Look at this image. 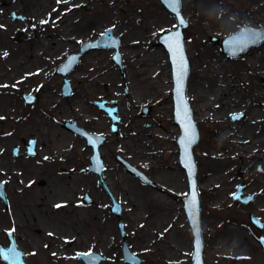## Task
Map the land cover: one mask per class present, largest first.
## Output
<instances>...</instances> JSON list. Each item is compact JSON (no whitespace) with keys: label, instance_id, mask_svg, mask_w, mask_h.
Masks as SVG:
<instances>
[{"label":"rangeland","instance_id":"obj_1","mask_svg":"<svg viewBox=\"0 0 264 264\" xmlns=\"http://www.w3.org/2000/svg\"><path fill=\"white\" fill-rule=\"evenodd\" d=\"M63 1V3H65L64 5H62V0H45V3L40 6V12L33 14L35 16L39 14V22L41 24L39 26L41 27V30H38L37 34H28L26 37V40H28H25V43L24 39L21 41H14L7 35H0V39L5 38L3 43L6 42L11 44L9 45L10 47H5L4 50L0 47V86L5 84L9 85V88L3 89L6 92H0V118L2 119L0 122V136L8 131H10L14 136H18V133L21 130L24 131V129L28 130L38 126L41 127L42 125H46V123L49 125L55 123V126L58 128L61 124L65 122H73L74 120L79 126L87 128L90 132L95 134L98 132L99 135L104 136L106 138L105 145L107 146H105V150L103 149L102 160L104 162V166L107 168L106 173L107 175L113 174L116 176V179L120 178L121 180H124L126 183L125 188H127L128 192L132 194L133 191L134 202L132 201L131 206L127 208L125 206V209L123 208L120 216H116L112 213L111 207L113 205L112 198L114 195L112 196L110 194V185H108V183H111L112 181L109 180L107 183L106 177L104 178L103 175L97 176L95 174L85 172L81 174V170L86 171L85 168L83 169L84 164L88 166L86 159L87 150L83 147V145L82 147L79 145L81 140L74 137H72L73 140H71L69 139L70 136L67 140H64L63 143H59V145L57 144V147H60L61 152H65V158H61L60 161L55 162V184L56 186L61 187L64 193H55V199L52 200V202L55 201L58 203L59 200L68 199L69 202L67 207H73L75 203L78 202L87 212L93 210V212L96 211V213H100V216L104 217V231L108 226V220L110 221L116 235L115 241L117 242V249L111 251L115 256L111 258L110 261L118 264H125L123 262L122 252L123 246L126 244L127 247H129L130 252L139 259V264H142L141 260L147 264H158L155 259V254H158V252L152 250L153 247L151 249H146V247L144 248L142 246L140 243V236L144 229L134 228L135 225L132 218L136 219L137 222H140L143 227L146 228L150 224H156L154 216L158 214L162 216V227L168 226L169 224L168 228H170L171 218L177 210L179 212V215L176 218L177 221H184L189 226L183 207V198L188 195V186L186 194L182 197L177 196L173 201L176 205L175 211L171 208L165 207L160 209L157 214L156 212H153L152 214H149V212L148 214L143 213L147 207L143 209L137 204L138 196L139 194H142V190L144 188L152 187V180H150V176L153 177L155 171H150L145 168L146 164L143 163L145 162L144 160L138 164L139 166L131 163L132 159H134L132 147L128 150L126 148L123 149L124 153L131 152L127 155V157L119 155L118 152L115 153L113 148H118L117 145H122V137L124 139L133 137L132 135L139 132L138 128L140 129V132L146 131L145 133L147 134H153L155 129H157V132L162 133L163 127L164 130H166V139L157 138L155 140L156 148L154 151L150 150V153L158 158L159 163L162 164L160 168H163L164 171L170 172L174 169H176L178 173L181 171L184 175L182 180H186L185 174L183 170H181L178 163L179 159L176 139L179 135V131L177 126L174 125L172 110L171 114H169L167 113L168 107L165 108L164 106L165 103L170 102L171 109H173L171 92L172 84L170 87V82L167 78L166 72L167 70L171 72L168 58L166 61L164 60V66L161 68V72L157 71L153 75L156 87L150 88L146 83L143 85L140 80L143 77V71H141V68L136 64L137 59H129L125 57L124 54L120 53L122 56V68H120V66L115 64L112 60V55L114 53L113 50L102 49L88 51L82 55L80 62L77 66H75L73 72L67 75V80L72 89V94L68 98L63 97L61 94L63 81L61 76H59L56 71L69 54L79 53L81 46L85 42L96 40L108 29H113L114 36L120 40L122 47V45L127 42L124 36L127 30L123 28L127 26V23L133 26L129 27V31L132 28L136 30L140 29V31L143 32L144 29H142L141 26L143 25V27H147L145 26V22L150 24V28L148 27V29L150 32L152 31L155 37L148 46L155 50L159 49L161 47L158 46V38L163 33L175 29V17L166 11L160 0H82L83 7L75 9H72L71 6L74 7L78 0ZM247 1L248 0H191V9L193 12L192 18H185L188 25L183 31L186 43V52L191 66L188 86L192 83V80L193 82L197 81L198 75L206 66V63L201 60L202 58L200 54L203 52V49L207 47H210L214 51L217 58L222 59L227 64L229 76L231 73L237 72L239 63L244 59L255 56L259 57L261 61H264V42L258 46L251 47L246 54H241L237 57H228L221 50L220 42L223 39L236 33L239 28L243 26H250L246 25V23L240 24L236 17L238 16L236 14H240L242 12ZM117 7H119V9H115ZM212 7L217 8L221 18L226 21V30L223 33L204 34L198 30V24H200V22L195 20H202L203 16L206 15ZM61 10H63V14L60 13ZM93 18H97V22L99 23H93ZM31 20L32 19L29 18V21ZM135 20H137V22L133 25L132 23H134ZM260 22L261 21H258L259 24L254 25L253 27H264V22ZM161 28H165V30L163 31ZM90 30L92 32L91 34L89 33ZM96 30L102 31L97 33L95 32ZM85 34L88 35L86 37L87 39H82ZM139 36L140 32L133 34V36H129L128 40L131 45L134 44L135 40ZM41 37L47 41L44 48H42V45L37 41V39ZM213 38H217L219 40L218 44H212L211 40ZM68 40L71 41L70 45L66 42ZM59 41L62 42L61 45H63L64 48L61 47L55 49L52 43L56 44ZM75 44H77V46H74ZM137 46H140V44H134L132 47L136 49ZM65 48L68 50H66L67 53L64 51ZM161 49L163 50V48ZM94 52H101L104 54L101 56L91 55L89 58L83 59L84 56L91 53L94 54ZM260 53L261 56L259 55ZM19 60L22 62L14 64V62ZM6 62L9 64L11 63L9 67L6 65ZM243 63H246V61H243ZM36 69L39 71L41 70V73L35 75L34 70ZM32 73L33 75H31ZM110 73H112V75H110L111 77H109ZM29 76H31L29 79L30 81H25V79L29 78ZM95 79L101 81L95 82ZM18 82L27 87L23 89L26 91L29 88L42 86V89L38 92L39 99L37 104L26 106L23 103V101L16 94L17 91H13L11 88L16 86ZM207 82L212 87L216 84L214 79L207 80ZM207 82L203 81L202 85L208 86V84H206ZM216 85H218V83ZM112 89H114L116 93H120L118 94L120 95L119 101L115 100L112 95L105 94V96H102V93ZM33 91H36V89ZM132 97H135L136 100ZM127 100L132 101L135 105L127 106ZM100 101H106L107 106L110 108L118 109L121 103L128 108H131L129 113L126 110V107L124 108L127 112L126 115L119 112L118 116L117 110L116 116L119 119V124L116 133H112L110 131L111 121L107 114L95 105V103ZM219 106L220 105L215 104L214 107L218 109ZM144 108H148V115H143L142 110ZM163 110H166V113H164ZM234 116H238V118L233 119ZM262 117V128H264V110L262 111ZM227 118L230 124L239 123L245 120L246 114L243 112H234L229 114ZM89 119H93L94 121L92 122ZM97 120H99V122L102 121V124L105 125L102 132L97 130ZM196 123L200 132V141L193 151L198 168L197 184L199 181H202V179L214 173L220 175L225 173L228 179L227 182L230 183V185L235 182L237 183L236 186H232L224 190L222 189L220 181L216 180L220 186H217L209 192L203 191L198 186L201 201V221L203 219L205 221L208 219L212 220L213 227H210V230L213 231L212 237L219 243L223 242L224 244H227L228 242H231L234 249H238L240 247L238 245L240 242L239 233L233 232L229 235L225 232V226H230L233 229H242L246 233L250 244H252L251 248L247 249L246 254H244L248 257L245 260L231 259L230 255L234 253V250L232 249L228 251L226 257L215 259L209 252V237L203 232V262L204 264H264V247L260 243V238L264 237V211H261L256 215L252 205L254 196L256 195L261 197L260 203L264 204V188L261 189L258 187L253 194H251V192L246 193V189L250 187V184L258 182L259 180L264 182V154L253 160L242 159L240 157L230 155L231 148L229 146L227 147L223 140H220L218 132L216 131V126L206 121ZM147 125H149V127H146ZM40 127L39 129L43 131ZM150 131H153V133ZM32 133L33 131L30 133L28 132L27 137H32ZM22 136L26 137V135ZM134 138L136 137H133V139ZM212 141L217 142V146L215 147L220 152L219 157L216 159H219L218 162H215V157H217L215 150L212 149V146H209ZM164 144L168 145L164 146ZM172 147L174 152L170 153L169 149H172ZM206 154L210 155L212 158L207 159L205 157ZM1 155L2 154H0V157ZM42 155L46 156V153H42ZM173 157L175 159L171 162ZM117 158H120L123 162L135 168L145 177V180L139 176L126 172L124 164L119 162ZM225 162L227 163L224 164ZM3 165H5V163L0 160V166ZM78 170L82 178L76 180L72 179V176L79 174ZM158 174L159 173L156 175ZM0 178H2V175ZM29 179L30 178L15 179V183L26 191L28 189H25L24 186L26 183L30 182ZM46 180L47 179H45V182ZM32 181H34V186L37 189H41L46 186L45 184L44 187H39L37 180ZM19 182L21 184H19ZM89 183H91L93 187L90 190L87 188V184ZM181 185L184 186V183ZM238 186L242 187V194L240 195V200H234L233 196L236 194ZM84 188L87 191H84L81 194ZM217 192H219L218 194L221 196H223L224 192L226 193V197L223 202L221 196L218 197ZM99 193L101 194L100 197H98ZM14 194H16V191ZM86 195L89 196V203H85L84 201V197ZM33 196L38 198V201L36 202L42 203L38 205L49 206V202H47L44 198L47 196L46 194H44L43 199L40 193L39 195L35 193H33V195L28 194L27 197L31 198ZM246 198H251V200L248 203L241 201ZM218 199L221 202H216ZM43 200L45 201L43 202ZM215 202L217 203L216 207H211L215 204ZM117 204H120V202H117ZM32 206L33 205L27 204V207ZM54 214L55 231L58 232L56 230L57 225L62 229L59 230V236L57 237L61 239L66 236V239L64 238L65 241H63L64 245L62 248H64L65 251H69V253H73L72 247L74 245H71L70 241L67 239V236H71L73 231L70 217L72 216L71 212L67 208L55 207ZM41 216L44 217L46 215L42 214ZM250 216H254L261 222L262 229L253 225L250 220ZM120 223H123L122 226L125 232L124 237L119 227ZM84 231H86L88 238L92 237V234L90 235L91 231L89 225ZM190 235L192 238L191 244L193 246V236L191 230ZM44 244L48 246H56L58 243L51 242ZM91 251L98 253L99 249L98 247H94ZM192 253L193 248L191 253L186 256V260L182 262V264H192ZM64 260L65 259L55 258L53 263L62 264ZM102 262H104V259Z\"/></svg>","mask_w":264,"mask_h":264},{"label":"bare ground","instance_id":"obj_2","mask_svg":"<svg viewBox=\"0 0 264 264\" xmlns=\"http://www.w3.org/2000/svg\"><path fill=\"white\" fill-rule=\"evenodd\" d=\"M37 2H39L37 9L40 11V6L45 3V0H39ZM63 2L64 1L62 0V5L65 4ZM71 7L72 9L78 7L82 8L83 1L78 0L75 6ZM115 9H119V7ZM60 13L63 14V10H61ZM192 14L193 12L191 9V0H182L183 17L191 19ZM236 15H238L236 17L239 20L240 24L246 23V25L250 26L258 25V21H261L260 23L264 22V1L248 0L246 2V5L243 7L242 12ZM195 21L200 22V24H198V30L203 32L204 34H219L223 33L226 30V21L221 18L218 9L215 7L210 8L208 13L203 16L202 20ZM92 22L96 24L97 18H93ZM136 22L137 20H135L132 24L134 25L136 24ZM130 26L133 27L131 24L127 23V26L123 27L127 30V32L124 34L127 42L122 45L120 52L129 59H137L136 64L141 68V71H143V77L142 79H140L142 81V84L144 85L146 83L148 87L154 88L156 87V84L154 82L153 75L157 71L161 72V68L164 66V60H167L168 54L166 53L164 48L163 50L161 49L162 47L160 45L158 46L161 48L156 50L148 46L155 37L152 31L150 32V30L148 29V27L150 28V24H147L145 22V26L147 27H143V25L141 26V28L144 29V32L140 31V29L136 30L132 28L129 31L128 29ZM161 29L163 31L165 30V28ZM100 31L96 30L95 32L100 33ZM137 32H140V36L135 40L134 44H140V46H137L136 49H134L132 47L134 44L131 45L128 39L129 36H133V34ZM89 33H92L91 30L89 31ZM87 36L88 35L85 34L82 39L86 38ZM38 42L42 45V48H44L47 43V41L43 38H39ZM66 42L68 45L71 44V41L69 40ZM52 44L55 49L63 47V45H61L62 42L60 41L56 44ZM74 46H77V44H75ZM66 50L67 48L64 49L65 53H67L68 51ZM103 54L104 53L101 52H94V54L91 53L84 56L83 59H87L91 55L101 56ZM259 55L261 56V53ZM200 56L202 58L201 60L206 63V66L198 75L197 81L193 82L192 80V83L188 86L187 90V97L190 100L191 107L195 113V120L198 123L204 121L210 122L214 126H216V131L218 132V137L220 138V140H223L225 142L224 144L227 147L229 146L231 148L230 155L248 160H253L261 157L264 154V128H262V111L264 110V61H261L259 57L255 56L244 59L239 63L237 72L231 73V75L229 76L227 64L222 59L217 58L214 51L210 47L204 48ZM243 61H246V63H243ZM17 62L22 61H16L14 62V64H17ZM166 72L171 87V72L169 70H167ZM110 75H112V73L109 74V77H111ZM212 79H214V81L216 82V84L218 83V85L215 84L214 87L210 86L207 80ZM97 81L100 82L101 80L95 79V82ZM203 81L207 82L206 84H208V86L202 85ZM105 92L102 93V96L108 94L112 95L115 100H120V95H118L120 93H116L114 89ZM132 98L136 100L135 97ZM127 101V106L135 105V103H133L132 101ZM215 104L220 105L218 109L214 107ZM127 106L123 105V103L120 104V106L118 107V116L119 112H121V114L123 115L127 114V112L124 110L125 107L128 113L130 112L131 108H128ZM164 106L165 108L168 107L167 113L171 114L172 109L170 102L165 103ZM163 112L166 113V110H163ZM234 112H243L244 114H246L245 120L243 122L230 124L227 117L229 114ZM89 120L92 122L94 121L93 119ZM102 123L103 122H99V120H97L96 122V127L98 128L97 130L100 132H102V129L105 126ZM138 130V133L132 135L137 139H133V137L124 139L122 137V145H117L118 148H113L115 153L118 152L119 155L127 157V155H129L131 152L124 153L123 149L126 148L128 150L132 147L134 159H132V161L130 159L131 163L138 165L142 160H144L145 162L143 163L146 164L145 168L150 171H155V173L153 174L154 176H150V180H152V187H146L142 190V194H139L138 196L137 204L140 205V207L143 209L147 207V209L144 210L145 212H143L146 214H148V212L149 214H152L153 212H156L157 214L160 209H163L165 207L171 208L175 211L176 205L173 203V201L177 196L182 197L186 194L188 186V183L186 182L187 179L182 180V177H184L183 173L181 171L180 173H178L176 169L171 172L164 171L163 168H160L162 164L159 163L158 158L150 153V150L154 151V149L156 148L155 140L157 138L166 139V130H164V128L162 127V133L157 132V129L154 130V133L153 131H150L153 134H147L145 133L146 131H141V133L139 128ZM52 132L53 134L58 135L59 139L56 144L59 145V143L61 144L64 142V140H66V138H61V132L57 129H53ZM216 143L217 142L212 141L209 145L212 146V149H214L216 152L217 157H215V160L219 157L220 154L219 150L215 147L217 146ZM167 145L168 144H164V146ZM169 151L170 153L174 152L173 147L172 149L170 148ZM174 157L171 162L174 161ZM205 157L207 159L212 158L208 154H206ZM218 161L219 159L215 162ZM226 163L227 162H225L224 164ZM157 173L159 174L156 175ZM103 175L104 178L106 177L107 183L109 182V180L112 181L111 183H108V185H110L109 192L112 196L114 195L113 199L115 202H120L122 210L123 208L125 209V206L126 208L131 206L132 201L134 202V193L132 191V195L128 192L127 188H125V181L121 180L120 178L116 179V176H114L113 174L107 175V173H104ZM71 178L76 180L79 178L81 179L82 177L80 174H75ZM216 180L220 181L222 189L224 190L237 185L236 182L230 185V183L227 182L228 179L225 173L223 175L214 173L202 179V181H199L198 186L203 191L209 192L217 186H220V184H218ZM182 183H184V186L181 185ZM258 187H260L261 189L264 188V182L259 180L258 182L250 184V187L246 189V193L251 192V194H253ZM87 188L89 190L93 188L91 183L87 184ZM45 191L50 192L52 195H55V193H64L61 187L56 186L55 182L49 185ZM84 191L87 190L84 188L81 194ZM218 193L219 192H217V195L218 197H220L221 195ZM225 195L226 193L224 192L223 196H221L222 202L225 200ZM100 196L101 194L99 193L98 197ZM260 198V196H254V200L252 203L256 215L261 211H264V204L260 203ZM219 199L216 202H221ZM68 202V199L59 200L58 205H60V207H55L67 208L71 212L72 216L70 217L73 231L71 236H67V239L68 241H70L71 245H74L72 247L73 253L67 254L68 252H65L64 248H62L64 245L63 241H65L66 238H56L55 243L58 244L55 246V257L59 259L69 257V260L67 259L63 262L64 264H79V262L74 259L77 252H88L93 250L94 247H98V253L104 258V262H102V264H118L110 261V259L115 256L111 251L117 249V242L115 241L116 235L110 221L108 220V226L104 231V217L100 216V213H96V211H94V213L93 210L87 212L83 207H81L78 202H76L73 207H67ZM216 202L211 207H216ZM55 204L57 203L55 202ZM178 215L179 212L176 210L171 218L170 228H168L169 224L168 226L162 227V216L158 214L154 216L156 224H150L146 228L143 227L140 222H137L136 219L132 218V221L135 225L134 228L144 229L140 236V243L142 244V246L144 248L146 247V249H151L153 247L152 250L158 252V254H155V259L158 264H182V262L186 260V256H188L192 251L193 246L191 244L192 238L190 235L189 226L184 221V223L182 221H177L176 218ZM88 225L90 226V235L92 234V237L90 238H88L86 231H84L88 227ZM201 225L202 233H206L209 237V252L213 258L220 259L222 257H226L230 249L234 250V253L230 255L231 259L245 260L248 258L244 254H246L247 249L251 248L252 244H250L246 233L242 229H233L230 226H225V232L227 234L230 235L233 232L239 233L240 242L238 245L240 247L238 249H234L231 242L224 244L223 242L219 243L217 242V240L213 239V231L210 230V227H213L211 219H208L206 221L203 219L201 221ZM52 226L55 227V218L52 222ZM56 230L59 232V230L62 229L57 225ZM58 232L55 231V234L58 235ZM141 263L147 264L143 262V260H141Z\"/></svg>","mask_w":264,"mask_h":264},{"label":"flooded vegetation","instance_id":"obj_3","mask_svg":"<svg viewBox=\"0 0 264 264\" xmlns=\"http://www.w3.org/2000/svg\"><path fill=\"white\" fill-rule=\"evenodd\" d=\"M37 1L39 0H0V35H7L14 41L24 39L25 43L28 40H26L28 34H37L38 30H41L39 26L41 25L39 22V14L37 15L38 17L33 15L40 12L37 9L39 3ZM29 18L32 20L29 21ZM4 41L5 38L0 39V47L2 50L11 45L6 42L3 43ZM10 64L6 62L8 67ZM40 73L41 70H34L35 75ZM30 77L26 78L25 81H30ZM20 84L18 82L16 86L11 88L13 91H17L16 94L23 103L26 106H30L25 99H37L38 102V92L42 89V86L29 88L26 91L23 89L27 87ZM6 88H9L8 84L0 86V92H6L3 90ZM34 89L36 91H33ZM61 91L64 97L63 90ZM47 124L28 130L24 129V131L21 130L18 136H14L10 131L0 136V154H2L0 160L5 163V165L0 166V176L2 175L0 182L3 183L5 196L4 199H0V264H54L53 261L56 258L55 245L48 246L44 243H55V239L59 236L55 235V227L52 226L56 206L55 201L52 202V200L55 199V195L45 190L55 182V162L60 161L61 158H65V152L62 153L60 147H57L58 135L53 134V129L60 131L61 138L66 137V140L69 136L71 140H73L72 137L81 140L79 145L81 147L83 145L86 148V159L88 162V166L84 164L83 167L86 171L81 170V174L85 172L97 175L95 171L90 169L93 147L89 144V135L95 133L90 132L85 127L79 126L75 120L73 122H65L58 128L55 126V123L48 124V126ZM32 131L33 133L31 135L33 136L27 137V133ZM96 133V135H99L98 132ZM22 135H26V137ZM97 146L99 158L102 160V152L106 146L105 142L97 143ZM42 153H46V156H43ZM117 160L124 164L126 172L132 175L139 173L120 158H117ZM106 172L107 168L104 166L103 174ZM21 178H30V182L24 186L25 189H28L26 191L15 183V179ZM45 179L50 181L46 180L45 182ZM32 180H37L39 187H44L45 184L46 186L37 189ZM19 184L21 183L19 182ZM15 191L16 194H14ZM33 193L38 195L40 193L42 199L44 194H46L47 196L44 198L49 202V206L38 205L42 203L36 202L38 198L34 196L31 198L27 197L28 194L33 195ZM27 204L33 206L27 207ZM42 214L46 216L43 217L41 216ZM65 252L70 254L69 251ZM79 254L81 252L76 253L74 259L79 264H87L85 260L79 257ZM96 254L100 256L97 259V264H102L104 258L99 253ZM62 259L66 261L67 259L69 260V257Z\"/></svg>","mask_w":264,"mask_h":264},{"label":"water","instance_id":"obj_4","mask_svg":"<svg viewBox=\"0 0 264 264\" xmlns=\"http://www.w3.org/2000/svg\"><path fill=\"white\" fill-rule=\"evenodd\" d=\"M162 4L166 7V10L172 14L177 22V26L174 30L164 33L159 38V45L164 46L165 50L169 54V60L172 66L173 74V101H174V125L177 126L181 132L177 138V146L180 153V163L184 167H187L188 171V180H189V195L183 199L184 209L190 223L191 231L193 234V254L191 256L193 264H204L203 262V252H204V243L201 232V209H200V195L198 192L197 184V172L198 168L194 161L193 148L199 143L200 135L198 131V126L195 121L194 112L191 108L190 102L187 98V87L191 73L190 61L186 52V43L183 35V31L187 28L188 22L182 16V0L178 6L173 5L170 0H161ZM183 20L184 23L181 24L180 21ZM251 30V32L249 31ZM260 34L258 37H253L251 33ZM179 33L177 37L176 34ZM264 42V27L259 29L252 26L241 27L235 34L225 38L221 42V50L228 57H237L241 54H246L251 47L258 46ZM213 44L218 43L217 38L212 39ZM113 49L114 54L112 56L113 61L121 67V54H120V40L116 38L113 34V29L107 30V32L102 35L98 40L92 43H86L82 46L81 52L77 55H71L68 57L66 62L61 66L60 72L63 75H67L79 62V57L84 53L91 50L99 49ZM183 62L185 70L182 74L181 81V90L177 92V73L179 72V65ZM64 89H68L67 81L64 83ZM98 105L105 109L111 117L112 126L111 130L116 131V123L118 121L115 116V108L106 107V102L103 101L98 103ZM143 112L147 115V109H144ZM190 128L189 138L192 140L190 144L187 142L181 143V140L185 138V128ZM103 139V138H102ZM144 179L145 177L142 176ZM102 184V182H101ZM242 194V187L238 188V192L233 196L234 200H240V195ZM251 198H246L243 201L248 203ZM85 203H89V196L84 197ZM121 205L113 203L112 212L117 216L121 215ZM251 222L259 229H262L261 222L254 216H250ZM123 236L125 232L123 226L119 224ZM261 244L264 246V238L260 240ZM124 260L131 264H139L137 257L129 252V249L126 245L123 248ZM95 255H82L83 259L92 258ZM93 264V263H89Z\"/></svg>","mask_w":264,"mask_h":264},{"label":"snow or ice","instance_id":"obj_5","mask_svg":"<svg viewBox=\"0 0 264 264\" xmlns=\"http://www.w3.org/2000/svg\"><path fill=\"white\" fill-rule=\"evenodd\" d=\"M170 2L176 6H178L180 4V0H170ZM180 23L183 24L184 21L181 20ZM249 31L251 32V30H249ZM251 35L253 37H258L260 34L253 32V33H251ZM176 36L178 37L179 33H177ZM184 70H185V66H184L183 62H181L179 65V72L177 73V92L178 93L181 90L182 74H183ZM236 118H238V117H235V116L233 117V119H236ZM189 135H190V128L186 127L185 128V138L181 140V143L187 142L188 144H190L192 142V140L189 138ZM90 142L95 143V141L91 140V139H90ZM57 207H60V205H57Z\"/></svg>","mask_w":264,"mask_h":264}]
</instances>
